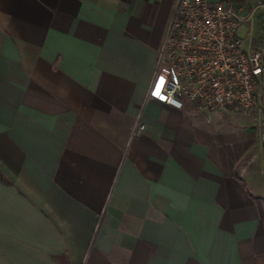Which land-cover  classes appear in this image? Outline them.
I'll return each instance as SVG.
<instances>
[{"label": "crops", "instance_id": "1", "mask_svg": "<svg viewBox=\"0 0 264 264\" xmlns=\"http://www.w3.org/2000/svg\"><path fill=\"white\" fill-rule=\"evenodd\" d=\"M176 2L0 0V264H264V112L147 98Z\"/></svg>", "mask_w": 264, "mask_h": 264}, {"label": "built area", "instance_id": "2", "mask_svg": "<svg viewBox=\"0 0 264 264\" xmlns=\"http://www.w3.org/2000/svg\"><path fill=\"white\" fill-rule=\"evenodd\" d=\"M254 9L211 0H177L147 98L208 117L237 108L264 112V45L247 48L239 32L253 24ZM159 91V95H156ZM139 120L133 131L141 134Z\"/></svg>", "mask_w": 264, "mask_h": 264}, {"label": "rangeland", "instance_id": "3", "mask_svg": "<svg viewBox=\"0 0 264 264\" xmlns=\"http://www.w3.org/2000/svg\"><path fill=\"white\" fill-rule=\"evenodd\" d=\"M248 30H249V26L242 25V27L240 29V35L245 37L247 32H248ZM254 37H255V39H257V37H258V26H257V24H256V30H255V33H254Z\"/></svg>", "mask_w": 264, "mask_h": 264}, {"label": "snow or ice", "instance_id": "4", "mask_svg": "<svg viewBox=\"0 0 264 264\" xmlns=\"http://www.w3.org/2000/svg\"><path fill=\"white\" fill-rule=\"evenodd\" d=\"M156 95H159V91H157Z\"/></svg>", "mask_w": 264, "mask_h": 264}, {"label": "clouds", "instance_id": "5", "mask_svg": "<svg viewBox=\"0 0 264 264\" xmlns=\"http://www.w3.org/2000/svg\"><path fill=\"white\" fill-rule=\"evenodd\" d=\"M176 106L179 107V104H177Z\"/></svg>", "mask_w": 264, "mask_h": 264}]
</instances>
